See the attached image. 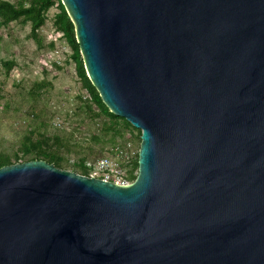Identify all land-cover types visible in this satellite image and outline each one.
<instances>
[{
	"label": "water",
	"instance_id": "obj_1",
	"mask_svg": "<svg viewBox=\"0 0 264 264\" xmlns=\"http://www.w3.org/2000/svg\"><path fill=\"white\" fill-rule=\"evenodd\" d=\"M60 2L137 176L1 167L0 264H264V0Z\"/></svg>",
	"mask_w": 264,
	"mask_h": 264
},
{
	"label": "rangeland",
	"instance_id": "obj_2",
	"mask_svg": "<svg viewBox=\"0 0 264 264\" xmlns=\"http://www.w3.org/2000/svg\"><path fill=\"white\" fill-rule=\"evenodd\" d=\"M57 13L56 6L48 11L38 31L39 44L30 37L29 24L0 27V62H16L7 76L0 63V154L12 158L30 131L35 137L57 136L69 146L64 157L68 171L74 172L72 166L79 159L94 161L106 156L113 144L123 143L130 134L133 137L134 131L120 126L121 136L112 144L111 134L104 131V118L97 117L98 110L76 75L69 46L54 31ZM51 42L53 51L48 49ZM56 50L58 65L47 62L45 66L41 56ZM135 146H139L136 141Z\"/></svg>",
	"mask_w": 264,
	"mask_h": 264
},
{
	"label": "trees",
	"instance_id": "obj_3",
	"mask_svg": "<svg viewBox=\"0 0 264 264\" xmlns=\"http://www.w3.org/2000/svg\"><path fill=\"white\" fill-rule=\"evenodd\" d=\"M58 9V13L54 16L53 28L54 31L62 35L65 42L70 48L71 58L75 64V72L77 77L82 82L83 87L88 92L91 101L98 110L97 117L104 118V131L111 134V142L114 143L116 137L121 136L120 126L133 129L134 139H140V131L134 129L125 120L113 115L102 103L98 93L89 82L86 72L84 70L83 62L79 53V47L76 43L75 32L73 24L71 23L68 15L66 14L60 0H16L12 2L10 0H0V27L8 26L11 23L21 22L23 24L30 25V37L37 43H41L38 31L45 25L47 20L48 11L55 7ZM55 48L54 42L48 45V49L53 51ZM4 68L6 76L16 66L14 60L0 62ZM40 86L38 85V89ZM131 135V134H130ZM126 140V139H125ZM124 140V142H125ZM122 144V143H121ZM118 144H113L111 148H114ZM109 148V149H111ZM106 151V155L109 151ZM69 146L60 137H35L33 132L30 131L28 135L24 136L23 142L19 150L13 155V157L0 154V168L7 165H13L22 162H28L33 160H42L48 164H52L54 167L60 170L68 171V160L64 157V153H68ZM103 157V156H102ZM97 160V159H96ZM95 161V160H94ZM138 156L132 163V167L128 172L129 182H133L137 176L138 170ZM87 162L85 159H79L78 164H73V173L88 176V171L85 167Z\"/></svg>",
	"mask_w": 264,
	"mask_h": 264
},
{
	"label": "built area",
	"instance_id": "obj_4",
	"mask_svg": "<svg viewBox=\"0 0 264 264\" xmlns=\"http://www.w3.org/2000/svg\"><path fill=\"white\" fill-rule=\"evenodd\" d=\"M58 37H62V35ZM58 54L60 53L56 50L51 52V54L42 55L41 62L44 63L45 66H48L49 64L51 65L52 63L58 65L56 59V55ZM53 56L55 59L51 61ZM47 62H49L48 65L46 64ZM134 136H136V134H134ZM134 136L132 137L130 135L125 142L109 149L106 156L92 162H87L85 164L89 174L87 177L118 185L130 184L128 180V172L132 167V163L138 156L139 151V146H135V141L140 144V139H133Z\"/></svg>",
	"mask_w": 264,
	"mask_h": 264
}]
</instances>
